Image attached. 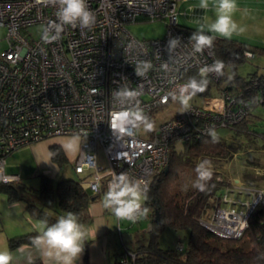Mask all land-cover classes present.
<instances>
[{"label":"built area","instance_id":"1","mask_svg":"<svg viewBox=\"0 0 264 264\" xmlns=\"http://www.w3.org/2000/svg\"><path fill=\"white\" fill-rule=\"evenodd\" d=\"M177 2L87 0L95 24L90 29L65 26L59 39L45 42L43 30L57 20L52 0H0V184L20 179L5 170L7 154L35 142L75 136L78 152L72 166L85 176L92 193H106L121 174L146 193L174 145L247 115V104H238L222 90L218 96L202 97L201 104H190L187 111L156 121L161 108L179 103L170 92L187 83L182 72L216 61L212 48L193 54L191 34L177 19ZM138 18L164 21L165 34L137 38L126 25ZM49 32L54 35L55 27ZM172 37H180L181 43L169 52L166 45ZM143 61H150L152 68L137 76L136 67H143ZM208 76L219 79L214 73ZM124 90L134 94L126 97ZM141 114L150 118L152 131H144ZM126 118L133 123L121 132L117 122ZM98 147L105 165L98 164ZM235 181L239 183L231 181L226 187L222 205L200 221L224 238L241 236L262 196L261 189ZM241 194L250 197L242 200Z\"/></svg>","mask_w":264,"mask_h":264},{"label":"trees","instance_id":"2","mask_svg":"<svg viewBox=\"0 0 264 264\" xmlns=\"http://www.w3.org/2000/svg\"><path fill=\"white\" fill-rule=\"evenodd\" d=\"M179 25L190 34L196 30L180 23ZM212 49L216 61H222L224 64V75L219 76L217 81L207 76L209 83L205 91L193 97L216 96L214 94L216 90L220 93L226 90L238 104L246 103L247 115L225 127L232 128L236 136H248L250 133L248 125L259 118L254 111L255 108L259 106L264 108V100H261V97H264V74L251 72L242 76L237 73V68L256 53H264V47L240 39L217 36ZM246 51L252 52L253 56H246ZM182 77L188 80L190 77L201 79L198 68L183 71ZM261 135L264 137V133ZM179 145H181L179 149H177L178 144L172 147L168 163L164 167L167 168L166 171L163 168L152 175L145 193L147 199L144 200L143 205L149 209V212L144 219L150 222L147 235H137L128 246H124L123 251L116 252L114 259L108 264H264V175H259L260 179H258L255 177L259 173L253 172L255 176L241 173L240 181L248 187L261 189L262 196L250 212L247 226L241 236L221 237L200 221L208 219L214 209L222 205L221 197L231 181L224 172L215 167L212 168L213 175L207 182L206 190L200 191L193 187L197 179L196 160L203 155L228 159L240 151L241 145L224 136H219V141L213 143L207 132ZM49 152L51 160L58 166L68 162L60 144L51 143ZM252 158L249 156L243 159L247 165L254 168L262 166ZM185 169L194 170V174L191 172V175H187ZM186 175L188 177L183 181ZM84 179L85 176L81 175L77 180L60 178L54 181L48 174L41 173L38 188L25 187L17 181L0 184V191L7 194L10 203L23 202L27 214L32 219H47L51 224L59 216L73 212L77 214L79 221L87 226L93 220L89 204L99 194L92 193L86 187ZM165 226L189 229L188 241L184 248L165 249L159 246L158 235ZM39 232L35 229L8 238L9 249L32 245L33 237ZM129 253H133L134 256L131 257ZM31 264L44 263L41 257L37 256L32 259ZM79 264H89L86 245L83 260Z\"/></svg>","mask_w":264,"mask_h":264},{"label":"rangeland","instance_id":"3","mask_svg":"<svg viewBox=\"0 0 264 264\" xmlns=\"http://www.w3.org/2000/svg\"><path fill=\"white\" fill-rule=\"evenodd\" d=\"M237 6L238 10L234 13L233 19L244 31L233 34L231 38L264 47V0H237ZM176 10L178 22L183 26L197 28L201 18L204 16H207L209 19H215L214 10L211 7L207 12L199 8V0H178ZM126 27L134 36L140 39L162 37L166 32V25L162 20L149 21L138 18L137 21L128 23ZM37 31L38 28H34V36H37ZM251 72L264 74V53H256L253 57L238 65L237 73L239 75L246 76ZM219 93L220 91L216 90L214 94L218 96ZM192 103L201 104V97H192L189 100V105ZM182 110L183 108L180 103L164 106L157 112L158 119L156 121L174 116ZM254 111L259 118H256L248 125L250 132L248 136H236L233 129L227 127H219L215 130L219 136H224L228 140L240 143L241 149L239 152L234 153L228 159L226 157L203 155L196 160L197 164L205 159L210 160L212 168L217 167L218 170L224 172L233 184L239 183L235 179L240 180L242 172L249 173V176L259 173L256 174L257 177L255 178L260 179L258 176L264 175V137L261 135V133H264V108L259 106ZM53 141L62 142L66 147L71 149V155H74L63 166H58L57 173L53 172V167L41 165V155L44 154L42 146ZM78 141L79 138L75 136H64L62 139L61 137H54L40 141L43 142L41 145H36L39 142H35L12 151L5 156L6 170L13 173L18 172L20 174L19 182L25 187L38 188L41 173L50 175L54 181L60 178L77 180L81 175L74 171L71 162L74 161L77 155L78 150L75 151L73 148L77 147ZM180 147L181 145L178 144L177 149ZM249 156L251 158L254 157L252 160L261 163L262 166L254 168V166L247 165V162L243 158ZM97 161L99 165H105L106 163L104 153L100 147L97 148ZM185 171L187 175H191V172L194 174V170L188 171L185 169ZM253 172L255 173L253 174ZM187 175L183 181L187 179ZM238 196L242 200L250 197L246 194ZM236 208H239V206L236 205ZM30 219L23 202L10 203L7 194L0 191V251L11 254L8 238L23 234V232L26 233L27 231L21 232L19 228L21 226L29 227ZM114 219V229L111 231L110 238L114 239V245L119 249L118 252L123 251L124 246H128L133 239H136L137 235H147L150 223L147 219L142 218L135 223L127 220H117L115 216ZM188 236L189 229L187 227L174 228L172 226H165L159 232L158 244L161 248L165 249L184 248L187 244Z\"/></svg>","mask_w":264,"mask_h":264},{"label":"clouds","instance_id":"4","mask_svg":"<svg viewBox=\"0 0 264 264\" xmlns=\"http://www.w3.org/2000/svg\"><path fill=\"white\" fill-rule=\"evenodd\" d=\"M57 6V20L50 23L48 28L43 30V40L53 42L60 38L65 26L90 29L96 21L95 14L89 9L87 0H52ZM210 7L214 10L215 19L207 16L201 18L199 26L191 34L189 40L192 42L193 54H203L205 49H211L214 41L219 37L231 38L233 34L243 32L237 22L233 19L234 13L238 10L237 0H199V8L207 12ZM50 26L55 27V34L49 32ZM181 43L180 37H172L166 45L171 52ZM143 67H136V75L143 76L152 68L150 61H143ZM165 67V65H162ZM224 64L222 61H215L212 65H205L199 69L201 79L190 77L187 83L178 85L177 90L171 91L170 96L173 100L180 103L181 107L187 111L189 100L197 93L205 91L209 81L208 74L214 73L216 76H223ZM133 91L124 90L123 95L131 97ZM120 92L116 93L119 97ZM139 119L142 121L145 132L153 130V123L147 115L141 114ZM121 132L127 131L128 125L133 123L127 118L117 122ZM211 141L216 143L219 136L214 128L206 130ZM70 146V145H69ZM197 179L193 187L204 191L207 182L211 180L212 164L205 159L199 162L195 168ZM147 199L146 194L139 185L127 178L126 175H119L109 186L104 195L103 206L110 210L118 220H127L132 223L139 219L146 218L149 209L143 205ZM40 232L33 237L32 245L41 251L44 264H78L84 251L85 243L91 237L95 239V233H89L87 227L79 221L77 214L67 212L59 216L54 223L49 224L47 219L40 221ZM12 256L8 252L0 251V264H10Z\"/></svg>","mask_w":264,"mask_h":264},{"label":"crops","instance_id":"5","mask_svg":"<svg viewBox=\"0 0 264 264\" xmlns=\"http://www.w3.org/2000/svg\"><path fill=\"white\" fill-rule=\"evenodd\" d=\"M62 138L63 137H61V139ZM41 143L43 142H39L36 145H41ZM51 143H58L61 145L68 158V161H70L74 155L72 156L71 149L66 147V145L60 141H53L48 144H44L42 146L44 154L41 155L42 156L41 165L44 167H53V172L57 173L58 165L51 160V156L49 152V145ZM73 149L75 151L78 150V144L77 147ZM72 163L73 162H71V165ZM5 170H6V166H5ZM103 194L105 195V193L99 194V196L89 204V209L93 216V220L86 227L89 230V233H95V239H92L90 237L88 239L89 241L85 244L87 246L89 264H108L114 259L115 253L118 252L119 250L117 249V246L114 245V239L110 238L111 231L114 229L115 219L111 211L103 206V200H104ZM40 221L41 220L31 218L29 222L30 223L29 227L21 226V228L19 229H21V232L22 231L28 232L29 230L31 231L35 229L40 231L41 228ZM84 253H85V246L81 258L78 261V264L83 260ZM11 256H12L11 264H31L32 259L37 256L41 257L44 263V258L42 256L41 251L35 248L33 245H21L18 248L11 250Z\"/></svg>","mask_w":264,"mask_h":264},{"label":"water","instance_id":"6","mask_svg":"<svg viewBox=\"0 0 264 264\" xmlns=\"http://www.w3.org/2000/svg\"><path fill=\"white\" fill-rule=\"evenodd\" d=\"M167 168H164V170L166 171Z\"/></svg>","mask_w":264,"mask_h":264}]
</instances>
